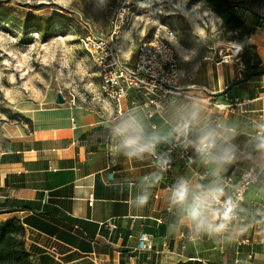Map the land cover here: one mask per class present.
Instances as JSON below:
<instances>
[{
	"label": "crops",
	"instance_id": "0c3cea01",
	"mask_svg": "<svg viewBox=\"0 0 264 264\" xmlns=\"http://www.w3.org/2000/svg\"><path fill=\"white\" fill-rule=\"evenodd\" d=\"M259 26L250 43L264 65V14ZM211 38L209 42L218 45L221 57H215V46L202 57L203 82L184 81L188 70L180 67L177 95L151 119L145 114L153 110L150 102L129 94L120 117L114 115L111 104L99 101L87 108L76 104L58 115L51 113L53 109L46 123L34 121L28 134L12 142V149L5 152L17 154L18 161L0 164V187L3 199H15L19 207L29 210L0 214V223L28 219L23 224L24 248L32 264H264L260 244L264 239V184L246 192L240 206L244 224L220 234H197L187 225L182 210L172 204L171 194L182 177L194 192L199 185L216 182L211 169L196 159L191 165L176 162L166 172L154 164L152 155L125 157L113 134L119 119L135 116L148 134L163 137L158 146L166 148L175 141L176 131L197 137L207 126H228L235 129L231 144L235 146L232 166L236 174L259 167L264 178V153L256 148L257 133L264 124V74L243 81L237 58L240 47L227 32ZM233 82L240 83L232 87ZM226 88L228 96H221ZM217 105L230 107L218 112ZM193 114L192 131L182 133L177 125ZM204 172L207 177L201 180ZM153 173L163 178L158 183L145 181ZM145 192L148 203L140 206L136 198ZM89 194L94 198L91 208L87 206ZM253 202L259 207L251 208ZM46 225L64 233L66 240L44 232L41 227ZM140 233L152 237L151 251H135ZM50 248L56 250V257L49 254Z\"/></svg>",
	"mask_w": 264,
	"mask_h": 264
},
{
	"label": "rangeland",
	"instance_id": "374dc122",
	"mask_svg": "<svg viewBox=\"0 0 264 264\" xmlns=\"http://www.w3.org/2000/svg\"><path fill=\"white\" fill-rule=\"evenodd\" d=\"M116 19L124 21L117 43L128 61L158 25L172 28L186 82H203L202 59L214 46L221 57L209 38L226 32L202 0H0V158L34 121L46 123L53 109L66 112L72 98L84 108L100 101L99 79L80 40L109 37ZM58 93L67 103H55ZM1 173L0 166V185ZM3 197L0 187V204Z\"/></svg>",
	"mask_w": 264,
	"mask_h": 264
},
{
	"label": "built area",
	"instance_id": "2783aa9c",
	"mask_svg": "<svg viewBox=\"0 0 264 264\" xmlns=\"http://www.w3.org/2000/svg\"><path fill=\"white\" fill-rule=\"evenodd\" d=\"M123 22L116 19L107 38L85 36L80 40V48L96 70L101 96L99 102L111 104L114 115L120 117L124 113L123 101L129 94H133L150 102L153 110L145 114L148 119H151L171 96L177 95L182 69H180L176 48V32L166 25H158L151 38L142 40L137 46L134 59L128 61L121 56L120 46L117 43ZM64 100H66L65 97ZM68 105L71 108L76 107L74 98L68 102ZM227 107L230 106L217 105L216 109L219 112ZM216 119L217 116L211 120V123H215ZM72 126L74 127V124ZM196 138V135H183L176 131L175 141L162 152L152 154V161L166 172L170 171L176 162L193 164L196 159H199L190 146ZM262 172L259 167H250L236 174L231 164L224 169V173L215 178L224 189V198L236 203L233 219L226 230L245 223V217L240 215V206L250 187L264 184ZM205 177L207 172L199 176L201 180ZM87 202V206L91 208L94 202L93 194L87 196ZM257 207L259 205L256 203L251 204V208ZM111 228L115 229V226L112 225ZM260 244L264 247V239L260 240ZM152 248V237L140 233L137 236L135 251L148 252ZM48 252L54 257L57 255L54 248H50Z\"/></svg>",
	"mask_w": 264,
	"mask_h": 264
},
{
	"label": "clouds",
	"instance_id": "9594fccd",
	"mask_svg": "<svg viewBox=\"0 0 264 264\" xmlns=\"http://www.w3.org/2000/svg\"><path fill=\"white\" fill-rule=\"evenodd\" d=\"M195 119L196 115L193 114L191 119L184 120L177 127L182 133H189L193 129ZM260 129L257 133L259 139L256 148L264 153V124L260 125ZM113 134L118 140L117 147L122 154L135 159H142L145 154H155L157 146L163 140L160 135L146 133L142 122L135 116L119 119L113 128ZM234 135L235 129L228 126H207L199 131L197 138L190 145L200 162L211 169L214 177H219L235 159V146L231 144ZM162 178V175L153 173L151 177L144 179L150 183H158ZM197 187L198 190L194 192L189 180L180 178L172 190V204L182 210L187 225L197 234L223 233L233 219L236 203L224 198L223 187L215 181L207 186ZM136 199L140 206H145L149 194L145 192Z\"/></svg>",
	"mask_w": 264,
	"mask_h": 264
},
{
	"label": "trees",
	"instance_id": "16d2710c",
	"mask_svg": "<svg viewBox=\"0 0 264 264\" xmlns=\"http://www.w3.org/2000/svg\"><path fill=\"white\" fill-rule=\"evenodd\" d=\"M205 2L208 11H210L221 22L222 28L230 34L231 39L238 44L240 50L237 58L243 67V81L264 74V65H261L256 54L255 47L251 45L250 38L256 27L262 21V15L259 10L264 11V0H202ZM249 20H246V16ZM240 82H233L230 86H234ZM229 88H226L221 96L227 97ZM147 133V132H146ZM166 148L157 146L156 153H160ZM14 152H5L1 155V163H14L18 159ZM20 202L15 199L5 198L0 206L5 211L0 210V214L12 213L17 211L29 210L28 207H19ZM45 214V213H44ZM46 215V214H45ZM28 219L19 221L16 219L7 220L0 223V264H32L30 255L24 248L25 230L23 224ZM76 223H78L76 221ZM44 232L56 235L66 240V235L51 226L41 227ZM79 247L87 251L88 248L82 245Z\"/></svg>",
	"mask_w": 264,
	"mask_h": 264
},
{
	"label": "water",
	"instance_id": "95a60500",
	"mask_svg": "<svg viewBox=\"0 0 264 264\" xmlns=\"http://www.w3.org/2000/svg\"><path fill=\"white\" fill-rule=\"evenodd\" d=\"M63 95H61L60 93H58L55 97V103L57 105H63L65 103L64 98L62 97Z\"/></svg>",
	"mask_w": 264,
	"mask_h": 264
},
{
	"label": "bare ground",
	"instance_id": "6f19581e",
	"mask_svg": "<svg viewBox=\"0 0 264 264\" xmlns=\"http://www.w3.org/2000/svg\"><path fill=\"white\" fill-rule=\"evenodd\" d=\"M226 60H228V59H226Z\"/></svg>",
	"mask_w": 264,
	"mask_h": 264
}]
</instances>
